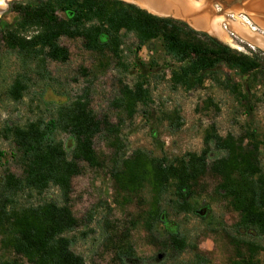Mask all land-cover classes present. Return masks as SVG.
<instances>
[{
  "label": "trees",
  "instance_id": "1",
  "mask_svg": "<svg viewBox=\"0 0 264 264\" xmlns=\"http://www.w3.org/2000/svg\"><path fill=\"white\" fill-rule=\"evenodd\" d=\"M11 9L18 14V19L12 27L0 26V65L5 52L21 67L8 89L15 101L24 97L33 74L51 77L47 72L49 60L69 61L70 50L61 43L62 37H80L86 49L99 54L110 52L119 59H122L125 38L130 34L135 37L138 50L159 40L164 52L178 64L169 80L174 89L202 85L209 79L238 93L239 84L233 83L223 67L245 74L262 67V59L257 55L238 52L182 21L154 15L123 0L14 1ZM103 35L107 37L105 41ZM120 92L119 106L130 116L139 104L151 100L150 88L143 80L134 86L123 85ZM1 131L12 141L13 157L20 163L22 173L17 175L5 166L0 176L1 246L18 255L0 258V264H88L74 251L73 239L68 235L78 226L70 207L72 181L81 173L82 162L92 167L101 164L94 146L99 133L115 135V144L121 146L120 126L106 115H96L91 108L90 92L85 90L70 102L59 105L48 119L38 118L24 125L8 124ZM61 132L74 140L71 150L58 138ZM204 144L200 153L188 152L178 160L138 150L122 160L114 172L124 189L132 190L145 182L152 186L148 228L153 241L175 257L188 250L197 251V245L177 232L160 236L153 231V226L162 218L163 203L171 184L176 187L179 199L173 202L180 211L192 209L186 190L190 189V182L209 168L208 157L213 147L223 151V155L213 160L210 169L221 177L218 191L240 214L236 229L253 230L264 241L261 142L233 134L223 137L213 129L206 134ZM116 163L118 166L119 161ZM0 165H5L2 156ZM53 187L59 191L60 201L23 202L24 197L42 195ZM231 237L238 254L232 264H259L258 255L264 251V242Z\"/></svg>",
  "mask_w": 264,
  "mask_h": 264
},
{
  "label": "rangeland",
  "instance_id": "2",
  "mask_svg": "<svg viewBox=\"0 0 264 264\" xmlns=\"http://www.w3.org/2000/svg\"><path fill=\"white\" fill-rule=\"evenodd\" d=\"M14 1L29 0L7 2V8L0 10L1 27L16 23L18 14L11 9ZM227 5L224 2L226 11H234V6ZM59 14L65 16L62 11ZM233 19L239 20L237 16ZM199 32L214 37L205 30ZM233 38L234 44H225L262 59V67L251 74L223 67L233 83L239 84L238 93L209 79L202 85L174 89L169 80L178 64L164 52L161 41H151L138 50L136 39L130 34L125 38L122 59L110 52L99 54L86 49L80 37H62L61 43L70 50L69 61L49 60L47 72L51 77L33 74L24 97L15 101L8 89L21 67L12 55L4 52L0 65V156L5 165H0V176L5 166L17 175L22 173L20 163L13 157L14 145L3 136L2 127L48 119L59 105L88 90L96 115H106L120 126L121 146L115 144V135L99 133L94 146L101 164L92 167L82 162L81 173L73 178L70 207L78 226L68 235L73 239L74 251L88 264H232L238 254L231 235L264 241L253 230L236 229L240 214L217 189L221 177L210 165L223 151L213 147L208 157L209 168L190 182L186 195L192 209L180 211L173 202L179 198L175 185L171 184L162 218L153 226L160 236L177 232L197 245V251L188 250L179 257L152 239L147 224L153 202L152 186L145 182L135 189H124L114 172L122 160L138 150L169 160H178L188 152L200 153L205 147L206 134L213 129L223 137L233 134L260 141L264 169V50L250 46L237 34ZM106 39L103 35L102 40ZM138 80L150 88L151 100L139 104L130 116L119 106L118 98L123 85L134 86ZM58 138L68 150L73 148L74 140L68 133L61 132ZM52 199L60 201L59 191L54 187L42 195L26 196L23 202ZM15 257H18L16 253L2 248L0 236V258ZM258 259L259 264H264V251Z\"/></svg>",
  "mask_w": 264,
  "mask_h": 264
},
{
  "label": "bare ground",
  "instance_id": "3",
  "mask_svg": "<svg viewBox=\"0 0 264 264\" xmlns=\"http://www.w3.org/2000/svg\"><path fill=\"white\" fill-rule=\"evenodd\" d=\"M10 0H0V10L7 8V2ZM139 5L150 12L172 16L184 20L197 29L205 30L209 34L216 37L223 43L234 44V34L243 38L250 46L261 48L264 50V34L249 30L244 24H241V19L234 21L238 14V8H233V20L226 16V13H215L214 3L216 0H127ZM228 1V0H225ZM254 1L255 10L251 6H246L244 10H250L252 19L264 30V0ZM249 5V4H248ZM252 5V4H251ZM253 7V8H254ZM238 10V11H237ZM254 10V11H253ZM261 11V12H258ZM229 16V15H228ZM231 16V15H230ZM241 20V21H240ZM256 26V25H255ZM252 29V28H251ZM264 33V31H262Z\"/></svg>",
  "mask_w": 264,
  "mask_h": 264
},
{
  "label": "flooded vegetation",
  "instance_id": "4",
  "mask_svg": "<svg viewBox=\"0 0 264 264\" xmlns=\"http://www.w3.org/2000/svg\"><path fill=\"white\" fill-rule=\"evenodd\" d=\"M227 3H228V5L229 4H233V5H235L236 7H241L242 9L240 10V11H238V14H237V18H242L240 21H241V24L243 25L244 24V26H246L249 30H251V31H255V32H257V33H260V34H264L262 31H264L256 22L254 23V21L255 20H253L252 19V14H254V12L252 13L250 10H244V8H246V6H251L252 7V9H254L255 10V7H254V1H251V0H228V1H226ZM249 4V5H248ZM252 4V5H251ZM227 5V6H228ZM214 7H215V5H214ZM254 7V8H253ZM216 8V7H215ZM226 7H224L223 6V10H222V12L223 13H226V16L227 17H232L233 18V15H234V13L232 14V12L230 13V12H227L226 11V9H225ZM239 9V8H238ZM253 10V11H254ZM215 11L217 12V13H219L218 12V10H217V8L215 9ZM219 11H221V9H219ZM222 12H220V13H222ZM258 12H261V11H258ZM229 15V16H228ZM231 15V16H230ZM256 25V26H255ZM257 26L259 27V28H257ZM252 28V29H251ZM248 43V42H247Z\"/></svg>",
  "mask_w": 264,
  "mask_h": 264
},
{
  "label": "water",
  "instance_id": "5",
  "mask_svg": "<svg viewBox=\"0 0 264 264\" xmlns=\"http://www.w3.org/2000/svg\"><path fill=\"white\" fill-rule=\"evenodd\" d=\"M123 1H126V2H128V3L135 4V3H133V2H129V1H127V0H123ZM224 2H226V1H225V0H216L215 3H214V5H215V7H216V5H220V6L222 7V9H223ZM135 5H137V4H135ZM137 6L140 7L139 5H137ZM224 7H225V6H224ZM140 8H142V7H140ZM142 9H145V8H142ZM145 10H146V9H145ZM147 11L150 12L149 10H147ZM150 13H152V12H150ZM152 14H154V13H152ZM154 15H157V14H154ZM157 16H161V15H157ZM161 17H170V18H172V16H163V15H162ZM173 18H175V17H173ZM175 19H177V18H175ZM183 22H186V21L183 20ZM186 23L189 24L188 22H186ZM189 26H190L191 28L197 30V31H201L200 29L195 28V27L192 26L191 24H189Z\"/></svg>",
  "mask_w": 264,
  "mask_h": 264
},
{
  "label": "crops",
  "instance_id": "6",
  "mask_svg": "<svg viewBox=\"0 0 264 264\" xmlns=\"http://www.w3.org/2000/svg\"><path fill=\"white\" fill-rule=\"evenodd\" d=\"M230 5H231V6H234L233 8H235V7H236V6H235V5H233V4H229L228 6H230ZM216 8H217V7H216ZM216 8H215V7H214V8H212V9H213V11H214L215 13H217V12L215 11V9H216ZM219 9H221V11H219ZM217 10H218V12H219L218 14H220V12H222V10H223V9L218 7V8H217ZM222 13H223V12H222Z\"/></svg>",
  "mask_w": 264,
  "mask_h": 264
}]
</instances>
